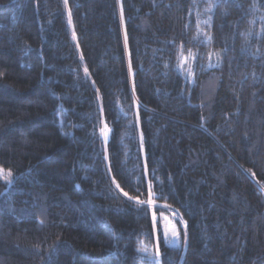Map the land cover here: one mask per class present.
<instances>
[{
	"label": "trees",
	"instance_id": "trees-1",
	"mask_svg": "<svg viewBox=\"0 0 264 264\" xmlns=\"http://www.w3.org/2000/svg\"><path fill=\"white\" fill-rule=\"evenodd\" d=\"M262 18L264 0H0V264H142L159 231L116 183L149 182L182 232L161 264H264Z\"/></svg>",
	"mask_w": 264,
	"mask_h": 264
},
{
	"label": "snow or ice",
	"instance_id": "snow-or-ice-1",
	"mask_svg": "<svg viewBox=\"0 0 264 264\" xmlns=\"http://www.w3.org/2000/svg\"><path fill=\"white\" fill-rule=\"evenodd\" d=\"M64 4L67 6L68 5V0H64ZM215 7L214 4L209 3L207 11L211 12L212 9ZM122 14V12H121ZM264 19V18H262ZM68 20L69 23H71L72 21V12H71V8H68ZM204 23L209 24L211 23L210 19L207 21H204ZM262 32H264V28L261 29ZM206 40L208 42H211L213 37L210 33L204 32L203 33ZM251 31L249 30L248 33H246L245 35H250ZM76 33L75 30H73V37L75 38ZM127 33H125V42H127ZM218 58H219V54H218ZM183 60L186 62L187 61V57H183ZM84 72L87 74L88 73V69L87 67L84 68ZM100 135L103 139V146L106 149L108 140H109V136L112 133V129L108 126L107 122H103L102 126L99 129ZM141 139H142V134H141ZM0 179H2L6 184H11L14 180V175L11 169H3L2 167H0ZM116 188L123 193V195L125 197H127L130 201L134 202V204L136 205L137 211L144 217H149L150 216V223L152 225L155 224V221L157 219L156 217V213L155 211H153V209L156 206V193L153 191L152 189V183L149 182L148 186H147V192H148V198L147 199H141L139 196H129V193L124 191L123 188L120 187L119 183H116ZM162 195V194H161ZM175 215V214H174ZM183 228H184V240L185 242L187 241V221H183ZM149 235H151V231L149 232ZM163 237V239L166 241V243L169 246H173V247H179L180 246V237H181V233H180V229L178 228H171V229H167L164 227H161L159 230V234L157 235L156 238V242L154 245L155 248V255L157 257L155 264H161L160 260L158 259L162 253L160 251V247H159V241L160 238ZM138 247L141 251H148V246L144 243V241H139Z\"/></svg>",
	"mask_w": 264,
	"mask_h": 264
},
{
	"label": "rangeland",
	"instance_id": "rangeland-1",
	"mask_svg": "<svg viewBox=\"0 0 264 264\" xmlns=\"http://www.w3.org/2000/svg\"><path fill=\"white\" fill-rule=\"evenodd\" d=\"M157 206V204H156ZM156 206L153 209V211H155L156 213V221H155V230H156V234H158V229H159V225L161 224V227L167 228V229H171L173 227L180 229V227L177 225V223H175L172 218L170 217L169 213L172 212V210L170 209L169 211L166 210V206H162L164 209L161 210V212H158L156 210ZM175 214V212H174ZM176 216V214H175ZM180 233H181V237H180V245H181V239H182V232L180 229ZM166 242V241H165ZM168 245V244H167ZM159 247H160V242H159ZM148 251H143L144 256H143V263L142 264H155V261L157 259L156 255H155V250L153 248H148Z\"/></svg>",
	"mask_w": 264,
	"mask_h": 264
}]
</instances>
